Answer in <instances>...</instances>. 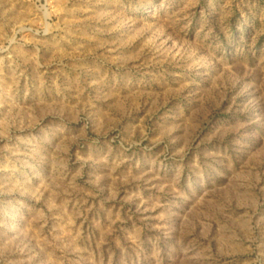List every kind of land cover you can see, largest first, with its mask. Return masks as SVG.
I'll list each match as a JSON object with an SVG mask.
<instances>
[{"label":"rangeland","instance_id":"obj_1","mask_svg":"<svg viewBox=\"0 0 264 264\" xmlns=\"http://www.w3.org/2000/svg\"><path fill=\"white\" fill-rule=\"evenodd\" d=\"M0 264H264V0H0Z\"/></svg>","mask_w":264,"mask_h":264}]
</instances>
